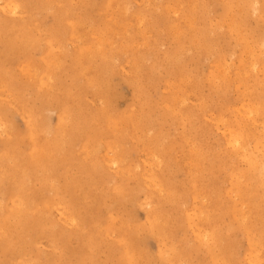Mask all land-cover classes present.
I'll return each instance as SVG.
<instances>
[{"label": "rangeland", "instance_id": "rangeland-1", "mask_svg": "<svg viewBox=\"0 0 264 264\" xmlns=\"http://www.w3.org/2000/svg\"><path fill=\"white\" fill-rule=\"evenodd\" d=\"M148 1L0 0V264H264V0Z\"/></svg>", "mask_w": 264, "mask_h": 264}, {"label": "bare ground", "instance_id": "bare-ground-1", "mask_svg": "<svg viewBox=\"0 0 264 264\" xmlns=\"http://www.w3.org/2000/svg\"><path fill=\"white\" fill-rule=\"evenodd\" d=\"M148 1V0H147ZM192 1V0H191ZM149 2V1H148ZM183 2V1H182ZM242 2V1H241ZM246 2V1H245ZM150 3V2H149ZM152 3V2H151ZM161 3V2H160ZM221 3V2H220ZM243 3H244V0H243ZM249 3H250V1H249ZM262 3H264V2H262ZM13 4H15V3H13ZM158 4V3H157ZM181 4V3H180ZM223 4V3H222ZM228 4V3H227ZM51 5H53V4H51ZM147 5V4H146ZM226 5V4H225ZM240 5V4H239ZM249 4H247V6H248ZM251 5V4H250ZM14 6V5H13ZM160 6V5H159ZM236 6H238V5H236ZM245 6V5H244ZM247 6H246V9H247ZM261 6V5H260ZM1 8H2V6H0ZM10 7V6H9ZM15 7V6H14ZM50 7V6H49ZM143 7V6H142ZM231 7H233V6H231ZM249 7V6H248ZM20 8V7H19ZM84 8V7H83ZM82 8V9H83ZM148 8V7H147ZM156 8V7H155ZM163 8V7H162ZM161 8V9H162ZM165 8V7H164ZM229 8V7H228ZM250 8V7H249ZM253 8V7H252ZM259 8V7H258ZM7 9V8H6ZM77 9V8H76ZM127 9V8H126ZM230 9V8H229ZM251 9V8H250ZM250 9H248V10H250ZM68 10V9H67ZM124 10H125V8H124ZM252 10V9H251ZM250 10V11H251ZM4 11V10H3ZM8 11V10H7ZM140 11V10H139ZM166 11V10H165ZM168 11V10H167ZM189 11V10H188ZM192 11V10H191ZM201 11V10H200ZM229 11V10H228ZM246 11V10H245ZM253 11V10H252ZM53 12V11H52ZM74 12V11H73ZM119 12V11H118ZM123 12V11H122ZM174 12V11H173ZM176 13H177V11H175ZM248 12V11H247ZM231 13V12H230ZM255 13H257V12H255ZM12 14V13H11ZM116 14V13H115ZM140 14V13H139ZM246 14V13H245ZM245 14H244V16L243 17H245ZM253 14V13H252ZM120 15V14H119ZM118 15V16H119ZM183 15H184V13H183ZM194 15V14H193ZM192 15V16H193ZM196 15V14H195ZM198 15V14H197ZM232 15V14H231ZM238 15V14H237ZM64 16V15H63ZM121 16V15H120ZM128 16V15H127ZM236 16V15H235ZM234 16V17H235ZM251 16V15H250ZM253 16H255V15H253ZM186 16H184V18H185ZM229 17H230V15H229ZM236 17H238V16H236ZM136 18H137V16H136ZM81 19V18H80ZM79 19V20H80ZM85 19V18H84ZM112 19V18H111ZM120 19H121V17H120ZM123 19V18H122ZM167 19V18H166ZM188 19H190V18H188ZM194 19H195V17H194ZM222 19V18H221ZM224 19V18H223ZM230 19V18H229ZM234 19V18H233ZM232 19V20H233ZM244 19V18H243ZM252 19H254L253 17H252ZM82 20V19H81ZM226 20V19H225ZM193 21V20H192ZM192 21L190 20V22L192 23ZM196 21V20H195ZM187 22V21H186ZM188 22H189V20H188ZM242 22H244V21H242ZM116 23V22H115ZM190 23V24H191ZM195 23V22H194ZM217 23H219V22H217ZM223 23V22H222ZM221 23V24H222ZM240 23V22H239ZM176 24V23H175ZM186 24V23H185ZM241 24V23H240ZM79 25V24H78ZM189 25V24H188ZM231 25V24H230ZM61 26V25H60ZM107 26H109V25H107ZM221 26V25H220ZM225 26H227V25H225ZM98 27V26H97ZM105 27V26H104ZM129 27V26H128ZM191 27V26H190ZM63 28V27H62ZM83 28V27H82ZM231 28V27H230ZM74 29V28H73ZM176 29V28H175ZM193 29H195V28H193ZM76 30V29H75ZM109 30V29H108ZM111 30V29H110ZM180 31V30H179ZM239 31V30H238ZM237 31V32H238ZM1 32V31H0ZM123 32V31H122ZM171 32V31H170ZM174 32V31H173ZM173 32H172V34H173ZM184 32V31H183ZM236 32V33H237ZM51 33V32H50ZM107 33V32H106ZM105 33V34H106ZM126 33H128V32H126ZM125 33V34H126ZM181 33V32H180ZM192 33V32H191ZM62 34V33H61ZM83 34V33H82ZM175 34V33H174ZM184 34V33H183ZM235 34V33H234ZM239 34V33H238ZM73 35V34H72ZM22 36V35H21ZM48 36H50V35H48ZM173 36V35H172ZM241 36V35H240ZM80 37V36H79ZM124 37V36H123ZM235 37V36H234ZM70 38V37H69ZM76 38H77V36H76ZM105 38V37H104ZM103 38V39H104ZM197 38V37H196ZM237 38H238V36H237ZM18 39V38H17ZM83 39V38H82ZM249 39V38H248ZM100 40V39H99ZM259 40V39H258ZM51 41V40H50ZM78 41V40H77ZM238 41V40H237ZM241 41L243 42V40L241 39ZM19 42V41H18ZM80 42V41H79ZM78 42V43H79ZM105 43V42H104ZM200 43V42H199ZM204 43V42H203ZM206 43V42H205ZM249 43V42H248ZM23 44V43H22ZM35 44V43H34ZM108 44H109V41H108ZM193 44V43H192ZM245 44V43H244ZM29 45V44H28ZM97 45V44H96ZM194 45V44H193ZM199 45V44H198ZM211 45V44H210ZM20 46V45H19ZM207 46V45H206ZM230 46V45H229ZM3 47V46H2ZM97 47H98V45H97ZM103 47V46H102ZM101 47V48H102ZM125 47H126V45H125ZM181 47V46H180ZM199 47H200V45H199ZM205 47V46H204ZM25 48V47H24ZM91 48V47H90ZM96 48V47H95ZM123 48V47H122ZM183 48V47H182ZM196 48H198V47H196ZM203 48V47H202ZM5 49V48H4ZM93 49V48H92ZM103 49V48H102ZM128 49V48H127ZM207 49V48H206ZM214 49V48H213ZM123 50V49H122ZM250 50V49H249ZM93 51V50H92ZM126 51V50H125ZM208 51V50H207ZM106 52V51H105ZM124 53H126V52H124ZM22 54V53H21ZM53 55V54H52ZM51 55V56H52ZM260 55V54H259ZM258 55V56H259ZM6 56V55H5ZM45 56V55H44ZM55 56V55H54ZM67 56V55H66ZM49 57V56H48ZM53 57V56H52ZM58 57V56H57ZM251 57V56H250ZM44 58V57H43ZM56 58V57H55ZM205 58V57H204ZM243 58H245V55H244V57ZM83 61V60H82ZM117 61V60H116ZM45 63V62H44ZM57 63V62H56ZM88 63V62H87ZM247 63H248V61H247ZM250 64V63H249ZM33 65V64H32ZM217 65V64H216ZM252 65V64H251ZM59 66V65H58ZM215 66V65H214ZM249 66V65H248ZM243 67V66H242ZM29 68V67H28ZM33 68V67H32ZM217 68V67H216ZM54 69V68H53ZM91 71V70H90ZM220 71V70H219ZM226 71V70H225ZM222 72V71H221ZM226 73V72H225ZM249 73V72H248ZM53 74V73H52ZM85 74V73H84ZM106 74H107V72H106ZM221 74V73H220ZM220 74H219V77H220ZM244 74V73H243ZM247 73H245V75H246ZM95 75V74H94ZM231 75V74H230ZM31 76V75H30ZM51 76V75H50ZM81 76V75H80ZM234 77H236V76H234ZM210 78H211V76H210ZM237 78V77H236ZM30 80V79H29ZM215 80H217V79H215ZM244 80V79H243ZM56 81V80H55ZM1 82V81H0ZM212 82V81H211ZM228 82V81H227ZM41 83V82H40ZM88 83H89V81H88ZM95 84V83H94ZM92 85V84H91ZM174 85V84H173ZM212 85V84H211ZM89 86V85H88ZM49 87V86H48ZM47 87V88H48ZM103 88V87H102ZM81 91V90H80ZM47 92V91H46ZM245 92H246V90H245ZM20 94V93H19ZM101 94V93H100ZM241 94H243V93H241ZM51 95V94H50ZM68 95V94H67ZM244 95V94H243ZM42 96V95H41ZM73 97V96H72ZM19 99V98H18ZM66 99V98H65ZM183 99V98H182ZM75 100V99H74ZM169 100V99H168ZM21 102V101H20ZM63 102V101H62ZM37 103V102H36ZM76 103V102H75ZM77 105V104H76ZM61 106V105H60ZM68 106V105H67ZM181 106V105H180ZM240 106H242V105H240ZM249 106V105H248ZM71 107V106H70ZM84 107V106H83ZM258 107V106H257ZM174 108V107H173ZM244 108V107H243ZM85 109V108H84ZM252 109V108H251ZM254 109V108H253ZM252 109V110H253ZM79 111V110H78ZM81 111V110H80ZM77 112V111H76ZM245 112V111H244ZM84 113V112H83ZM258 113V112H257ZM256 113V114H257ZM244 114V113H243ZM75 115V114H74ZM74 115H72V116H74ZM89 115V114H88ZM104 115V114H103ZM253 115V114H252ZM26 116H27V114H26ZM34 116V115H33ZM71 116V115H70ZM29 117V116H28ZM68 117V116H67ZM87 117V116H86ZM249 117H251V116H249ZM27 118V117H26ZM66 118V117H65ZM132 118V117H131ZM80 119V118H79ZM216 119H218V118H216ZM126 120V119H125ZM80 121V120H79ZM225 121V120H224ZM251 121V120H250ZM59 122V121H58ZM75 122V121H74ZM83 123V122H82ZM127 123V122H126ZM217 123V122H216ZM222 123H225V122H222ZM261 123V122H260ZM69 124V123H68ZM70 124H73V123H70ZM199 124V123H198ZM218 124H220V122L218 123ZM262 124V123H261ZM58 125V124H57ZM133 125V124H132ZM204 125H205V123H204ZM40 126V125H39ZM75 126V125H74ZM224 126V125H223ZM226 126V125H225ZM253 126V125H252ZM78 127V126H77ZM79 128V127H78ZM39 129V128H38ZM71 129V128H70ZM235 129V128H234ZM67 130V129H66ZM74 130V129H73ZM77 130V129H76ZM84 130V129H83ZM68 131V130H67ZM115 131V130H114ZM243 131V130H242ZM34 132V131H33ZM38 132V131H37ZM84 132V131H83ZM102 132V131H101ZM35 133V132H34ZM69 133V132H68ZM78 133H80V132H78ZM78 133H77V135H78ZM61 134V133H60ZM71 134V133H70ZM85 135V134H84ZM102 135V134H101ZM43 136V135H42ZM256 136V135H255ZM23 137V136H22ZM65 137V136H64ZM88 137V136H87ZM11 138V137H10ZM11 140V139H10ZM72 140V139H71ZM74 140V139H73ZM242 140V139H241ZM251 140V139H250ZM27 141V140H26ZM69 141V140H68ZM240 141V140H239ZM62 142H64V141H62ZM91 142V141H90ZM251 142V141H250ZM257 142V141H256ZM15 143V142H14ZM99 143V142H98ZM20 144V143H19ZM43 144V143H42ZM41 144V145H42ZM235 144V143H234ZM31 145H32V143H31ZM40 145V146H41ZM66 145H67V143H66ZM7 146H8V144H7ZM234 146V145H233ZM16 147V146H15ZM33 147H35V146H33ZM88 147V146H87ZM95 147H97V146H95ZM175 147V146H174ZM28 149V148H27ZM174 149V148H173ZM54 151V150H53ZM10 152V151H9ZM19 152V151H18ZM17 152V153H18ZM119 152V151H118ZM193 152V151H192ZM12 153V152H11ZM29 153V152H28ZM48 153V152H47ZM87 153H88V151H87ZM24 154V153H23ZM57 154V153H56ZM118 154V153H117ZM193 154H195L194 152H193ZM18 155V154H17ZM25 155V154H24ZM31 155V154H30ZM40 155V154H39ZM43 155V154H42ZM59 155V154H58ZM78 155V154H77ZM109 156V155H108ZM48 157V156H47ZM99 157V156H98ZM89 158V157H88ZM92 158V157H91ZM194 158V157H193ZM23 159V158H22ZM49 159V158H48ZM34 160V159H33ZM87 160V159H86ZM25 161V160H24ZM39 161V160H38ZM126 161V160H125ZM6 162V161H5ZM13 162H15V161H13ZM36 162V161H35ZM196 162V161H195ZM12 163V162H11ZM24 163V162H23ZM88 163V162H87ZM3 164V163H2ZM22 164V163H21ZM72 164V163H71ZM37 166V165H36ZM44 166V165H43ZM81 166V165H80ZM123 166V165H122ZM209 167V166H208ZM51 168V167H50ZM38 169V168H37ZM72 169V168H71ZM53 170V169H52ZM38 171V170H37ZM57 171V170H56ZM201 172V171H200ZM195 173V172H194ZM41 174V173H40ZM55 174V173H54ZM56 174H57V172H56ZM100 174V173H99ZM83 175V174H82ZM159 175V174H158ZM150 176V175H149ZM76 177V176H75ZM91 177V176H90ZM193 177H195V176H193ZM31 178V177H30ZM149 178V177H148ZM147 178V179H148ZM204 178V177H203ZM141 179V178H140ZM208 180V179H207ZM10 181V180H9ZM99 181V180H98ZM190 181V180H189ZM229 181V180H228ZM3 182V181H2ZM159 182V181H158ZM209 182V181H208ZM241 182V181H240ZM80 183V182H79ZM165 183V182H164ZM201 183H202V181H201ZM238 183V182H237ZM48 185V184H47ZM61 185V184H60ZM68 186V185H67ZM201 186V185H200ZM162 187V186H161ZM202 187V186H201ZM217 187V186H216ZM12 188V187H11ZM168 188V187H167ZM237 188V187H236ZM239 188V187H238ZM208 191H209V189H208ZM207 191V192H208ZM219 191V190H218ZM8 192V191H7ZM51 192V191H50ZM242 192V191H241ZM58 193V192H57ZM92 193V192H91ZM113 193V192H112ZM6 194V193H5ZM212 194V193H211ZM34 195V194H33ZM219 195V194H218ZM23 196V195H22ZM45 196V195H44ZM28 197H29V195H28ZM79 197V196H78ZM232 197V196H231ZM237 197V196H236ZM195 198V197H194ZM36 199V198H35ZM100 199V198H99ZM38 200V199H37ZM94 201V200H93ZM160 201V200H159ZM171 201V200H170ZM194 201V200H193ZM27 202V201H26ZM219 202V201H218ZM9 204V203H8ZM18 206V205H17ZM35 206H36V204H35ZM95 206V205H94ZM20 207V206H19ZM21 207H22V205H21ZM17 209H18V207H17ZM77 209V208H76ZM89 209V208H88ZM94 209V208H93ZM243 209V208H242ZM19 210V209H18ZM40 210V209H39ZM4 212V211H3ZM77 212V211H76ZM73 213V212H72ZM90 213V212H89ZM2 214V213H1ZM16 214H18V213H16ZM27 214V213H26ZM67 214V213H66ZM248 214V213H247ZM246 214V215H247ZM29 215V214H28ZM48 216V215H47ZM70 216V215H69ZM164 216V215H163ZM232 216V215H231ZM86 217V216H85ZM228 217V216H227ZM257 217V216H256ZM41 218V217H40ZM162 218H164V217H162ZM242 219V218H241ZM98 220V219H97ZM216 220V219H215ZM259 220V219H258ZM78 221V220H77ZM260 221V220H259ZM262 221V220H261ZM255 222V221H254ZM257 222V221H256ZM210 223V222H209ZM46 224V223H45ZM57 225V224H56ZM82 225V224H81ZM58 226V225H57ZM97 226V225H96ZM64 227V226H63ZM258 227V226H257ZM24 228V227H23ZM54 228H55V226H54ZM256 228V227H255ZM2 229V228H1ZM35 229H36V227H35ZM167 229V228H166ZM260 230V229H259ZM72 231V230H71ZM261 231V230H260ZM249 233H251V232H249ZM249 233H247V234H249ZM259 233V232H258ZM252 234V233H251ZM93 235V234H92ZM253 235V234H252ZM199 236V235H198ZM108 237V236H107ZM255 237V236H254ZM249 238V237H248ZM256 238V237H255ZM254 240V239H253ZM220 241V240H219ZM217 242V241H216ZM257 242V241H256ZM259 242V241H258ZM14 243V242H13ZM93 243H95V242H93ZM262 245V244H261ZM255 247V246H254ZM128 248V247H127ZM28 250V249H27ZM255 250V249H254ZM30 251V250H29ZM128 252V251H127ZM226 253V252H225ZM26 255H28V254H26ZM224 255V254H223ZM248 259V258H247ZM65 262V261H64ZM174 262V261H173ZM218 262V261H217ZM231 264V263H230ZM243 264V263H242ZM261 264V263H260Z\"/></svg>", "mask_w": 264, "mask_h": 264}]
</instances>
